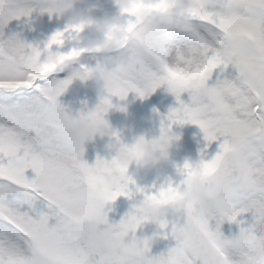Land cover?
<instances>
[{"label":"snow or ice","instance_id":"6c2138e0","mask_svg":"<svg viewBox=\"0 0 264 264\" xmlns=\"http://www.w3.org/2000/svg\"><path fill=\"white\" fill-rule=\"evenodd\" d=\"M197 2L183 34L186 43L201 49L203 62L191 75L178 76L169 68L170 50L157 47L146 30L137 31L142 62L125 72L126 87L143 97L167 86L180 107L165 119L197 125L208 143L220 144L218 154L200 164L214 175L217 187L227 183L231 190L224 199L209 201L208 211L190 208L187 221L161 229L194 264H264V0ZM41 7L43 0H0V264H174L169 253L128 257L122 240L143 218L134 207L114 226L107 206L136 194L152 202L165 200L179 185L169 183L153 194L128 179L123 191L98 199L95 182L116 161L98 159L90 167L75 146L80 116L59 102L73 80L61 79L63 73L43 54L76 41L82 29L69 26L56 33L43 51L14 43L18 37L3 38L11 20ZM130 15L134 29L138 17ZM76 51L52 54L65 60ZM21 56L36 69H19ZM81 70L92 69L81 65ZM183 93L190 95L189 104L180 100ZM248 214L254 223L245 226ZM224 221L240 226L238 237L223 235Z\"/></svg>","mask_w":264,"mask_h":264},{"label":"clouds","instance_id":"9594fccd","mask_svg":"<svg viewBox=\"0 0 264 264\" xmlns=\"http://www.w3.org/2000/svg\"><path fill=\"white\" fill-rule=\"evenodd\" d=\"M116 3L120 15L105 14L103 18H97L94 15L97 8L89 0H43V7L35 11L47 13L50 17L66 21L69 26L82 29L77 33V51L70 59L60 60L51 52L43 55L45 62L54 66L56 72H70L73 82L79 81L85 87L91 82L101 98L93 109L80 113L75 145L82 156L86 154L87 146L95 145L98 139L109 141V150L115 151L117 166L109 164L95 182L94 192L98 199L103 200L107 193L123 191L128 179L137 184L143 179L142 174L162 175L169 165L181 170L179 173L183 179L175 195L157 202L143 200L136 206L143 218L138 229L145 224H154L161 229L162 225L187 221L190 208L200 206L208 211L209 201L224 199L231 186L225 183L217 187L214 175L206 172L200 163H187L190 165L188 168L184 167L186 163L182 166L177 164L173 155L181 150L182 136L173 131V127L185 124H164L157 138L148 139L141 135L129 147L120 140L119 132L105 116L110 110L128 112L127 100L129 94L134 92L127 90L125 72L134 71L142 62L135 46L137 31L146 30L157 47L170 50L169 68L178 76L191 75L203 62L201 49L194 42L179 43L177 35L184 33L199 5L197 0H116ZM132 13L138 17L134 29L129 28L125 19L131 17ZM86 32L99 36L87 37L84 35ZM20 42L23 41L18 38L14 43ZM88 59L98 61V66L88 72L82 71L81 65ZM18 67L29 71L37 66L21 56ZM136 95L147 99L151 94L143 97ZM112 98L120 103L113 104ZM103 100L110 103L104 104ZM137 230L129 232L122 240L123 251L128 257L151 253L154 241L138 238ZM169 254L174 264H194L182 248L175 247Z\"/></svg>","mask_w":264,"mask_h":264},{"label":"trees","instance_id":"16d2710c","mask_svg":"<svg viewBox=\"0 0 264 264\" xmlns=\"http://www.w3.org/2000/svg\"><path fill=\"white\" fill-rule=\"evenodd\" d=\"M89 3L96 6L97 11L94 13V15L97 18H103L105 14L111 16H117L121 14L116 0H89ZM68 27L69 25L66 21H61L58 18L50 17L47 13L42 14L40 11H33L30 17H22L19 20H11L3 29V38L11 39L12 37H18L21 41L27 43L28 45L38 47L43 51L48 42L56 33L65 32ZM177 35L179 43L187 42L184 34H182V37H180V33ZM94 36H99V34H94ZM51 51L53 54H63L62 47L53 46ZM98 63L99 62L96 60L88 59L84 66H87L90 69H95L98 66ZM70 77L71 73L65 72L61 74L60 78L69 79ZM185 97L186 93H183L180 97V100L183 102ZM100 101L101 98L91 86V83L85 87L79 81L73 82L66 93L59 98V102L64 107L68 106L75 109L78 116L81 112H87L93 109L96 104L100 103ZM112 103L117 104L120 103V101L116 98H112ZM127 105L128 110L141 114L146 113L148 106H153L155 109L168 116V114L171 112V107L176 109V106H178L179 103L176 96L169 91L167 86H164L157 89L147 99H141L136 95V93H130L127 100ZM120 115H123V113L120 112ZM105 119L115 129H117L121 140V130L114 126L111 120L110 111L106 114ZM162 127L148 129L144 134L136 131L135 127H130V129L134 140L141 135H144L148 139H153L157 138L161 134ZM108 144L109 141H101L98 139L95 145H88L87 152L82 156V160L90 167H94L98 159L111 162L115 157V151L109 150ZM218 147L219 143H208L204 135L195 136L190 140L182 137L181 150L179 152H175L173 158L176 160L178 165H181L183 161L188 163H200L202 159L204 162H210L219 149ZM169 167H174V165H169ZM166 173L167 172L164 171L162 174L163 183ZM157 182L162 184L161 181ZM246 218L249 220L250 225L254 223L251 214L246 215ZM212 227L215 228V221L212 222ZM221 232L229 239L226 231L224 230L223 224L221 226ZM167 254L168 252L164 249H156L150 254V256L153 258H158L162 255L166 256Z\"/></svg>","mask_w":264,"mask_h":264},{"label":"rangeland","instance_id":"374dc122","mask_svg":"<svg viewBox=\"0 0 264 264\" xmlns=\"http://www.w3.org/2000/svg\"><path fill=\"white\" fill-rule=\"evenodd\" d=\"M132 20L135 22L134 17H127L126 22ZM183 33H180V37H182ZM85 36L87 37H98L94 36L93 33L86 32L84 33ZM78 46L77 40L76 41H66L63 48V54H68L73 48H76ZM91 83V82H90ZM91 86L95 90V86L91 84ZM190 95L186 93L185 100L183 101L184 104H189L190 103ZM69 113L73 116H77V111L73 108H70L68 106H65ZM171 107V106H170ZM180 107V104L176 106V109ZM174 108L171 107V111ZM148 115L141 114V113H136L131 110H128L127 114L123 113V115H120V112L111 110V120L114 124L115 127L121 130V141L124 142L127 146H132L134 139L132 138L131 132H130V127H136V129L139 132L144 133L146 129L148 128H153V127H159L161 123H168V121L165 119V117L160 114L158 111H154L151 106H148ZM177 131V127H173ZM193 133L196 135H203V131L200 129L199 126L195 125V129L193 130ZM188 139H190L188 137ZM187 163L186 161H183L182 164ZM181 164V165H182ZM167 173L169 172L170 182L167 180L168 184L171 183L172 186H178L183 179V177L180 175L178 168L175 167L174 169H168L166 168ZM135 172V169L132 170V173ZM28 175L30 177H34V173L29 172ZM157 174L153 173L150 175H144L143 179L137 183V185L140 188L144 189H149L153 191V194H156V192L153 190L152 187V181L151 179L156 176ZM167 184V185H168ZM155 187L157 189H161L163 187H166V183L159 184V182L154 183ZM133 191H135V188H133ZM138 198L142 195L136 194ZM144 200V197L142 200H137V199H129L127 197L121 196L119 197L114 203H111L107 206V211H108V219L109 223L112 225H118L120 224L126 216L130 212L133 211L134 207L138 206L141 201ZM244 220L247 221V225H250L249 220L245 217H243ZM224 230L226 231L229 239H232L234 236L238 237L240 234V226L238 224H233L228 221H224ZM137 237L140 239H150L153 240V245L151 252L154 249L162 248L168 253L170 252L171 249L177 247V241L171 237L170 233L168 234L167 238L164 237L163 230L158 228L154 224H145L142 228L137 230L136 233Z\"/></svg>","mask_w":264,"mask_h":264}]
</instances>
